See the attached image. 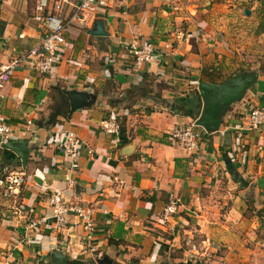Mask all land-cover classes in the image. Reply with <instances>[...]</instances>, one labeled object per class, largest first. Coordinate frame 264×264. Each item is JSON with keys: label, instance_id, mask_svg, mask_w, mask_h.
<instances>
[{"label": "crops", "instance_id": "obj_1", "mask_svg": "<svg viewBox=\"0 0 264 264\" xmlns=\"http://www.w3.org/2000/svg\"><path fill=\"white\" fill-rule=\"evenodd\" d=\"M106 2L93 20L101 22L104 36L87 33L92 23L73 25L65 33L61 59L48 74L17 68L0 90V113L15 129L10 142L25 141L27 149L21 165L0 147V174L22 178L14 198L0 197V264H48L51 251L64 255L68 264L93 262L95 254L86 249L79 227L58 234L48 224L25 230L31 218L49 215L45 200L54 192L95 210L91 245L112 264L264 262V228L258 232L257 219L242 215L249 199L255 210L264 201V128L236 136L248 110L264 109V31L259 30L264 0ZM57 4L0 0V64L38 45L34 16H66L69 8L60 13ZM134 37L148 40L156 56L138 71L124 52ZM206 69L220 76L244 71L257 77L225 112L218 131L202 136L194 153H187L170 146L165 135L194 121L187 113L200 109L201 102L191 82L198 83ZM147 83L153 101L121 99ZM56 90L91 94L94 102L46 125ZM109 97L120 103L109 107ZM115 116L122 117V136L104 135L100 122ZM65 131L82 142L73 172L58 148ZM227 161L246 188L231 180ZM170 197H179L181 206L167 225L158 216ZM187 239L196 245L194 257L187 253Z\"/></svg>", "mask_w": 264, "mask_h": 264}, {"label": "built area", "instance_id": "obj_2", "mask_svg": "<svg viewBox=\"0 0 264 264\" xmlns=\"http://www.w3.org/2000/svg\"><path fill=\"white\" fill-rule=\"evenodd\" d=\"M56 2L58 3L57 10L60 13H62L64 6L69 8L68 13L65 17L51 13L34 16L33 19L39 24L40 29L39 43L36 47H32L8 62L0 64V90L13 72L20 67L31 69L39 75L48 74L61 59L67 30L73 25L85 27L93 23L94 18L98 15V10L107 6L106 0H56ZM39 6L45 7V0H39ZM200 32L201 29L198 27L197 33L200 34ZM124 52L131 58V67L134 71H138L141 66L156 60L151 43L140 37L130 39L124 45ZM81 57L87 60L89 55L83 51ZM191 84L196 88L197 82H191ZM28 125L29 122H26V126ZM99 127L102 133L107 136H117L119 133V126L115 117L105 118L100 122ZM197 128L193 122L186 126L175 125L165 135V140L170 146L181 148L187 153H194L201 138V133L196 130ZM262 128H264V109L251 108L245 116L243 125L237 129L236 136L241 138L242 133L246 131H258ZM14 132L15 129L6 122L0 113V147L10 142ZM58 148L67 160L68 171H76L82 148L81 140L73 132L65 131L61 134ZM66 182L69 185L72 184L70 179H66ZM21 183L20 174H2L0 176V197L3 199L14 198L18 194ZM45 206L49 210V215L39 219L31 218L25 230H34L39 226L48 224L50 230L58 234L67 230L69 226L79 227L86 249L91 255L95 254L92 260L102 258L101 254L95 253L91 245L92 237L95 234V210L93 208L77 202L66 201L59 192L50 193L46 197ZM180 206L179 197H170L162 207L158 221L168 225ZM184 244L189 256L194 257L197 251L195 243L187 239Z\"/></svg>", "mask_w": 264, "mask_h": 264}, {"label": "water", "instance_id": "obj_3", "mask_svg": "<svg viewBox=\"0 0 264 264\" xmlns=\"http://www.w3.org/2000/svg\"><path fill=\"white\" fill-rule=\"evenodd\" d=\"M243 14L248 16L249 13L244 10ZM87 33L91 36L105 35L103 26L99 21H94ZM256 77L257 74L254 72H239L219 84L197 83L196 93L199 96L201 105L198 116L193 121L194 126L207 134L217 132L226 110L243 97ZM65 94L68 102V117L71 112L88 107L94 102V96L91 94L72 91L65 92ZM25 144V141L17 140L8 142L1 147L14 153L20 160L21 165H24L27 155ZM48 262V264H68L66 257L57 251L49 253ZM93 262L95 264H112L105 258L94 259Z\"/></svg>", "mask_w": 264, "mask_h": 264}, {"label": "trees", "instance_id": "obj_4", "mask_svg": "<svg viewBox=\"0 0 264 264\" xmlns=\"http://www.w3.org/2000/svg\"><path fill=\"white\" fill-rule=\"evenodd\" d=\"M260 17L261 18H260L259 30L264 31V12L261 13ZM235 72L236 71H233L232 73H230L226 76H220L214 70L210 71V70L206 69V70H203L201 72V77L198 81L199 82L212 83V84H219V83H222V82L226 81L227 79L231 78L235 74ZM240 72L242 73V71H240ZM55 92H56V94L51 97L52 104L49 107L50 112H51V116H49L47 121L45 122L46 125L54 124L56 122V119L59 117L62 119H65L67 112H68V103H67V97H66L65 93L63 91H60V90H56ZM195 94L198 96L196 91H195ZM133 97H138L139 99L145 98V99H149V100L153 101V99H152L153 97L151 96V90L149 89V84L147 83L144 86L129 89L128 91L125 92V95L122 96L121 99H123V100L126 99V100L131 101V99ZM155 98L157 100H160L159 96H157V95L155 96ZM108 100H109V102H108L109 107H116L120 103V100H118L116 98L109 97ZM228 109L226 111H228ZM198 113H199V107L196 106V107H191L187 114L192 120H194L198 116ZM121 118L122 117H120V116H115V121L117 122V124L119 126V129H118L119 130L118 131L119 137L122 136L121 133L123 131V127H122L123 120ZM199 132L201 133V137L202 136L203 137L208 136V134L203 132L201 129H199ZM226 171L231 176V180L234 183H237L242 188H246L247 183L241 180V178L239 177V175L236 173V171L234 169V165L230 164L228 161H227V165H226ZM0 176H1V174H0ZM252 203H253L252 199H249L248 205L245 209L246 211L243 212L242 215L245 218H250L251 216L255 217L258 221L257 231L259 232V230L264 228V201L261 203V207L258 210L254 209V207L252 206ZM92 263H93L92 261H72V264H92Z\"/></svg>", "mask_w": 264, "mask_h": 264}, {"label": "rangeland", "instance_id": "obj_5", "mask_svg": "<svg viewBox=\"0 0 264 264\" xmlns=\"http://www.w3.org/2000/svg\"><path fill=\"white\" fill-rule=\"evenodd\" d=\"M233 72V71H232ZM244 72V71H243ZM256 264H264V262L262 261V262H256Z\"/></svg>", "mask_w": 264, "mask_h": 264}]
</instances>
